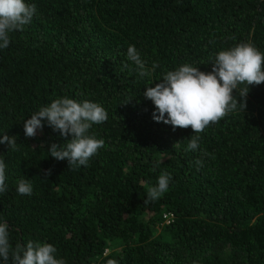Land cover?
Instances as JSON below:
<instances>
[{"label": "trees", "instance_id": "obj_1", "mask_svg": "<svg viewBox=\"0 0 264 264\" xmlns=\"http://www.w3.org/2000/svg\"><path fill=\"white\" fill-rule=\"evenodd\" d=\"M25 2L36 14L0 48V138L17 137L15 151L0 144V223L12 248L51 244L65 264H264V83L250 86L245 110L196 134L156 122L144 96L184 64L211 72L240 43L264 53V0ZM130 45L146 68L159 65L150 76L128 60ZM59 98L108 113L88 132L104 147L87 166L47 154L71 139L47 121L25 135L26 120ZM193 135L199 147L186 150ZM164 172L168 190L149 201ZM20 179L31 180L30 196L18 193Z\"/></svg>", "mask_w": 264, "mask_h": 264}, {"label": "clouds", "instance_id": "obj_2", "mask_svg": "<svg viewBox=\"0 0 264 264\" xmlns=\"http://www.w3.org/2000/svg\"><path fill=\"white\" fill-rule=\"evenodd\" d=\"M36 11V5L25 0H0V48L9 46V33L23 31ZM127 58L136 65L141 78L150 76L159 66L153 64L151 70L146 68L145 61L134 45L128 47ZM211 64L212 70L207 73L184 64L177 70L168 71L155 86L147 87L144 96L155 105L153 118L156 122L171 125L174 130L191 127L196 134L203 132L210 124L217 123L238 106L246 109L250 86L264 83V53L250 42L240 43L229 50L220 51ZM240 85L245 87L241 88ZM234 90H238L240 100L234 97ZM30 117L24 123L28 138L36 137L38 129L43 130L42 121H47V125L66 140L71 136L62 146L53 143L47 152L59 161L67 160L69 168L87 166L90 158L104 147L103 140L88 135L94 124H102L108 119L107 111L95 102L59 98ZM199 140L198 135L191 136L186 150H197ZM0 144H6L15 151L17 137L5 133L0 138ZM196 164L202 166V161L197 160ZM5 169V162L0 159V193L7 191ZM50 172L48 170L45 175H50ZM171 181L170 173H162L157 186L149 187L147 199H159L168 190ZM17 191L30 196L33 192L31 180L20 179ZM56 252L57 249L51 244L33 241L26 245L18 243L13 249L9 241V225L7 222L0 223V259L4 264L10 258L12 264H65L63 259L56 258ZM107 264L117 262L109 260Z\"/></svg>", "mask_w": 264, "mask_h": 264}]
</instances>
